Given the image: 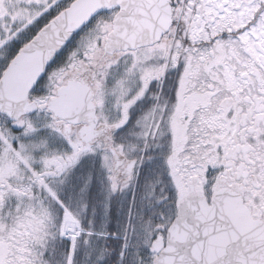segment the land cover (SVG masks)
Here are the masks:
<instances>
[{
    "label": "snow or ice",
    "instance_id": "snow-or-ice-1",
    "mask_svg": "<svg viewBox=\"0 0 264 264\" xmlns=\"http://www.w3.org/2000/svg\"><path fill=\"white\" fill-rule=\"evenodd\" d=\"M0 264H264V0H0Z\"/></svg>",
    "mask_w": 264,
    "mask_h": 264
}]
</instances>
